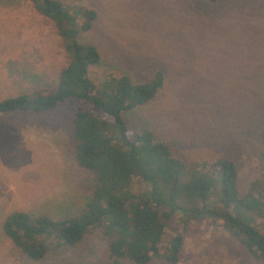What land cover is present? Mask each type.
<instances>
[{
  "label": "rangeland",
  "instance_id": "1",
  "mask_svg": "<svg viewBox=\"0 0 264 264\" xmlns=\"http://www.w3.org/2000/svg\"><path fill=\"white\" fill-rule=\"evenodd\" d=\"M57 1L95 13L77 36L98 52L88 69L95 86L107 76L144 83L162 74L154 97L123 114L128 136L148 130L187 166L230 160L240 195L264 181V0ZM66 63L52 23L30 0H0V100L52 91ZM84 107L65 101L49 111L0 116V264H111L100 228L76 245L50 247L38 261L1 230L13 212L57 220L84 210L95 178L76 165L72 137L74 113ZM130 189L147 188L133 179ZM163 221L162 244L182 234L177 264H264L218 220L174 214Z\"/></svg>",
  "mask_w": 264,
  "mask_h": 264
},
{
  "label": "trees",
  "instance_id": "2",
  "mask_svg": "<svg viewBox=\"0 0 264 264\" xmlns=\"http://www.w3.org/2000/svg\"><path fill=\"white\" fill-rule=\"evenodd\" d=\"M30 1L52 23L67 63L52 91L4 98L0 116L16 111L36 114L65 101L83 103L85 107L76 109L73 116L74 160L94 176L95 185L78 216L57 220L24 212L6 216L1 230L11 244L29 260L38 261L50 247L76 245L89 230L100 228L111 264L123 259L132 264H147L152 259L177 264L182 234L162 244L163 219L177 214L206 219L210 224L220 221L229 236L264 263V181L251 182L240 195L230 160L218 158L209 166H187L148 130L128 136L123 114L154 97L162 85V74L155 72L144 83H133L123 75L107 76L95 86L88 69L98 64V52L77 39L80 32L89 30L94 11L57 0ZM133 179L146 191L133 194Z\"/></svg>",
  "mask_w": 264,
  "mask_h": 264
}]
</instances>
